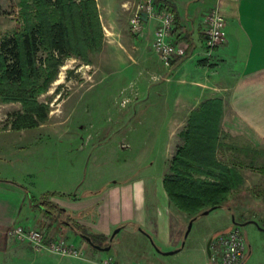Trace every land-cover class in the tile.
<instances>
[{
    "label": "rangeland",
    "instance_id": "rangeland-1",
    "mask_svg": "<svg viewBox=\"0 0 264 264\" xmlns=\"http://www.w3.org/2000/svg\"><path fill=\"white\" fill-rule=\"evenodd\" d=\"M120 1L97 3L104 27L112 30L107 43L98 37L93 48L75 46V50L62 56L39 44L37 79L29 87L31 97L29 92L16 95L8 88L2 92L0 74V190L21 192L25 203L32 204L45 194L55 196L64 189H96L133 175L154 185L172 175L173 159L185 146L189 112L196 107V100L190 106L180 103L181 84L164 78L170 63L166 66L161 61L151 46V38L142 35L139 40L131 33L130 21L139 0H126L125 4ZM43 8L40 0H0V43L17 36L25 29L26 20L35 22L41 12L50 19L51 7L46 11ZM96 34L99 36L98 31ZM51 56L58 57L61 66L55 68L53 79L46 85L48 75L54 71L46 63ZM28 101L43 106L46 116L38 121L37 128L14 130L12 124L24 114ZM213 138L217 141L215 162L235 173L236 178H232L227 200L220 208L198 216L186 238L189 221L180 225L181 250L158 256L161 260L157 261L150 242L140 240L136 244L127 236L119 253L114 248L101 252L95 264H101L105 255L111 259L118 254L128 257L127 251L133 248L135 256L124 258L125 264H209L207 241L234 226L247 241L243 264H264V198L260 196L264 191V148L249 147L218 132ZM181 161L191 169L179 166V170H186L194 178L211 181L212 177L204 172L218 174ZM171 212L174 219L176 210ZM8 232L9 229L7 237L14 240ZM80 244L85 246L87 242ZM77 245L73 246L84 258V251ZM1 256L0 264L77 263L73 258L36 252L16 240Z\"/></svg>",
    "mask_w": 264,
    "mask_h": 264
},
{
    "label": "crops",
    "instance_id": "crops-1",
    "mask_svg": "<svg viewBox=\"0 0 264 264\" xmlns=\"http://www.w3.org/2000/svg\"><path fill=\"white\" fill-rule=\"evenodd\" d=\"M107 1L94 0L96 8L97 3ZM156 4L173 14L169 41L186 46L188 52L187 58L167 77V81L176 79L181 84L180 103L190 106L196 100V107L191 110L198 111L202 104L213 102L209 112L213 129L249 147L264 148V0H156ZM212 9L225 20V36L211 58L206 59L205 17ZM98 17L101 38L107 43L112 30L104 27L100 10ZM155 27V23H147L143 34L151 38V46ZM128 178L106 182L96 189L61 190L60 194L48 197L53 208L40 201L42 196L27 204L21 192L1 189L0 257L12 247L14 240L6 232L16 225L42 230L47 239L78 244L85 255L74 259L75 264H95V259L102 255L87 244H80L86 241L76 234L74 224L88 234L108 239L109 251L114 248L116 254L128 237L136 244L140 240L150 242L149 237L157 249H179L183 235L180 225L188 222L190 216L169 201L163 179L151 185L136 175ZM175 210L177 216L173 219L171 211ZM116 229L118 232L110 240ZM133 249L127 251L128 257L118 254L112 260L125 264L124 258L135 256ZM152 249L155 260L165 256Z\"/></svg>",
    "mask_w": 264,
    "mask_h": 264
},
{
    "label": "trees",
    "instance_id": "trees-1",
    "mask_svg": "<svg viewBox=\"0 0 264 264\" xmlns=\"http://www.w3.org/2000/svg\"><path fill=\"white\" fill-rule=\"evenodd\" d=\"M40 1L44 6V11H46V7H51V18L48 19V15L41 12L37 14L35 22H30V19H27L25 29L17 36L0 43V74L4 85V88L1 87L2 92L8 88L13 90L16 95L29 92L31 97L32 91L29 87H33L37 79L35 63L39 44L62 56L75 50V46L78 49L79 47L93 48L94 44L99 42V38L101 39L102 30L94 0ZM187 56L188 52L185 57L172 61L170 67L183 61ZM9 60L10 64H8ZM46 63L49 69L53 67L54 70L48 75L45 83L48 85L53 79L55 68L61 66V60L51 56ZM211 103L213 102L208 101L202 104L198 111L190 112L187 132L184 133L186 136L185 146L178 150L173 159L172 175L163 177L162 182L169 201L178 211L189 215V221L191 219L195 221L204 211L220 208L231 191L232 178L233 180L236 178L235 173L215 162L214 152L217 141L213 137L218 131L211 125L212 117L209 114ZM24 111V114L18 115L14 120L12 124L14 130L37 128L38 121H43L46 116L43 106L38 105L35 101H28ZM181 159L207 167L211 171H218V174L209 173L210 171L204 172L207 177H212L211 181L194 178L188 175L186 170L183 172L179 170V166H183L187 170L191 169ZM50 196L54 195L45 194L40 201L53 208L51 202H48ZM260 196L264 198V191L260 193ZM72 226L77 235L88 237L94 245L100 247L110 245L108 239L88 234L79 225Z\"/></svg>",
    "mask_w": 264,
    "mask_h": 264
},
{
    "label": "built area",
    "instance_id": "built-area-1",
    "mask_svg": "<svg viewBox=\"0 0 264 264\" xmlns=\"http://www.w3.org/2000/svg\"><path fill=\"white\" fill-rule=\"evenodd\" d=\"M155 23L153 49L164 64L183 58L187 54L184 45L169 41L174 26L171 11L158 6L156 0H139L130 21V31L136 37H141L147 23ZM225 20L222 15L212 9L205 17L204 46L205 58L210 59L215 48L224 42ZM9 235L20 243L28 244L36 252H48L61 257L79 259L81 252L71 244L58 239H47L44 232L22 225L9 229ZM209 264H242L247 256V241L237 226L217 234L210 239ZM101 264H115L110 257Z\"/></svg>",
    "mask_w": 264,
    "mask_h": 264
},
{
    "label": "water",
    "instance_id": "water-1",
    "mask_svg": "<svg viewBox=\"0 0 264 264\" xmlns=\"http://www.w3.org/2000/svg\"><path fill=\"white\" fill-rule=\"evenodd\" d=\"M178 64H179V63H177V64H175L174 66H172V67L169 69L167 75H168V74H169V73H170L175 67H177ZM167 75L164 77L165 79L167 78ZM213 210H215V208L210 209V210H207V211H204L201 215H207L209 212H211V211H213ZM193 222H194V219H191V220L188 222V225H187L186 231H185V233H184V238H186L187 235L189 234ZM232 222H233V224H235L233 218H232ZM250 223H252V224H254V225L257 226V224H256L255 222H250ZM235 225H238V224H235ZM241 225H247V223H243V224H241ZM117 232H118V229H116V230L112 233V235H111V237H110V240L113 239V237L115 236V234H116ZM82 238H83V239H84V240L90 245V247H92L93 249H95V250H97V251H100V252H108L109 249H110V246L100 247V246L94 245L93 243H91V241H90V239H89L88 237L82 236ZM148 239H149L150 243L152 244V246H154V248H155V245H154V243L152 242L151 238L148 237ZM209 244H210V239L207 241L206 246H205V252H206V256H207V258H208L209 255H210ZM182 247H183V243L181 244V247H180L179 249H176V250H173V251H170V252H161V251H160L159 249H157V248H155V250H156L158 253H161V254H164V255H172V254L177 253ZM246 258H247V256H246ZM245 260H246V259H245ZM245 260H244V262H245ZM244 262H243V263H244ZM243 263H242V264H243Z\"/></svg>",
    "mask_w": 264,
    "mask_h": 264
}]
</instances>
